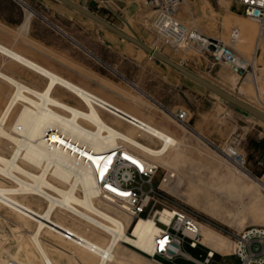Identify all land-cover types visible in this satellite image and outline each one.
Returning a JSON list of instances; mask_svg holds the SVG:
<instances>
[{"label":"rangeland","instance_id":"1","mask_svg":"<svg viewBox=\"0 0 264 264\" xmlns=\"http://www.w3.org/2000/svg\"><path fill=\"white\" fill-rule=\"evenodd\" d=\"M23 1L31 6L29 11L32 18L48 15L34 0ZM73 1L245 102H251L254 106H259L258 103L263 105L264 33L260 37L257 56L253 58L252 48L256 40L252 34L259 32L258 24L242 14L235 0H183L176 16L186 26L233 46L248 61L254 59L252 67L240 77L224 64H213L209 56L199 51L173 47L169 41H165L152 24L153 9L145 0ZM68 10L70 9L67 12ZM17 12V7L11 0H0L2 43L179 139L180 143L166 152L169 165L165 167L160 164L153 177V184L158 187L160 194L159 200L197 212L205 225L214 231L215 241L225 238V249L230 254L233 235L243 226L259 221L264 213V187L243 176L227 158L224 150L227 145L236 147L245 157L252 174L264 182V124L253 116L234 109L229 103L169 65L149 56L133 43L75 11H70V21L55 14L49 16L50 22L47 26L36 28L33 34L41 37L47 46L39 45L28 32L15 29ZM54 25L59 26L65 34ZM248 25L253 27L251 31L247 30ZM233 27L239 28L237 41L230 39ZM0 69L12 71L40 86L44 83L35 73L1 55ZM250 75L257 77L256 83L250 80L246 84ZM0 90L1 108L10 88L2 83ZM59 92L71 104L82 107L71 94L63 90ZM178 108L188 111L186 125L171 115ZM101 113L108 122L119 125L122 130L133 128L109 112ZM138 138L151 146L159 145L155 139L144 136ZM7 145L9 142L0 138V153L9 155L11 148ZM260 161L262 165L258 164ZM169 171L174 176L168 178V183L162 186L163 190L160 182ZM101 200L113 205L105 198ZM23 202H29L38 211L44 207L42 201L30 196L23 198ZM105 205L98 203L101 207H107ZM21 219L23 218L19 214L0 204V261L11 264H40L33 249L32 252L29 251L31 245L28 232L18 227V224H22ZM55 219L91 239L99 242L104 240L92 229L87 231L86 228L89 227L69 213H56ZM261 222L264 224V220ZM28 225L27 229L31 230L34 222L29 220ZM42 235L48 241L65 244L83 262L94 257L58 235ZM204 244L216 251L212 245ZM50 249L51 257L55 259L54 264H76L72 257L66 259ZM182 249L196 254L186 244ZM4 252H9L12 257ZM222 252L223 249L219 253L223 254ZM119 254L124 260L120 263L114 261L112 264H171L159 256L151 257L125 243ZM184 258L177 257L175 263L186 264ZM231 260L234 264L238 263L235 257H221L216 258L214 264H228Z\"/></svg>","mask_w":264,"mask_h":264},{"label":"bare ground","instance_id":"2","mask_svg":"<svg viewBox=\"0 0 264 264\" xmlns=\"http://www.w3.org/2000/svg\"><path fill=\"white\" fill-rule=\"evenodd\" d=\"M29 17L28 10L25 24ZM251 29L253 27L248 25L247 30L251 31ZM258 30L259 32L252 34L256 40L252 51L259 47L260 37L264 33V28L258 26ZM232 31L236 32V39L231 37L230 39L237 41L240 34L239 28L233 27ZM0 55L44 80L43 85L40 86L12 71L0 69V85L3 83L10 88L0 108V138L7 140L9 142L7 146L11 148L9 155L0 153V204L9 207L23 218L22 224H18V227L26 229V233L29 234L31 245V248L28 247L29 251L32 252L33 249L34 255L40 259V264H54L55 259L51 257L50 248L61 257L66 259L72 257L76 264H112L114 261L120 263L124 260L119 254L123 243L151 255L155 236L161 227L152 217H139L132 221L123 206L113 203L110 198L105 199L113 205L104 203L89 168L67 155V136L86 144L96 152L105 151L120 144L134 151L143 160L165 167L169 165L166 152L172 146L178 145L179 139L177 140L165 129L109 102L1 41ZM247 62L253 65L254 59ZM256 79L257 77L250 75V78L246 79V84H249L250 80L256 83ZM59 90L74 96L82 107L68 102ZM250 103L247 104L251 105ZM261 103L264 105V102ZM258 105L260 107L251 106L264 113V106L259 103ZM115 110L135 117L141 123L132 124ZM101 111L117 116L133 128L122 130L119 125L108 122ZM257 120L264 124L262 120ZM45 133L50 135L48 142L43 141ZM140 136L155 139L159 145L151 146L138 138ZM57 143L59 146L56 147ZM240 172L246 178L264 187V182L260 179L244 171L240 170ZM171 176H174V173L169 171L161 180L160 188L168 183V178ZM27 196L42 201L44 207L38 211L22 202ZM100 202L107 207L98 206ZM56 213H69L88 226L87 231L92 229L104 240L99 242L75 231L55 219ZM29 220L34 222L31 230L27 229ZM160 220L167 222V218L163 216H160ZM262 220H264V213L259 221L252 224H263ZM67 232L71 234L69 238H67ZM200 233L202 243L212 245L218 252L223 249V254L228 253L225 249V238L221 237L219 242L215 241L214 231L205 223L200 224ZM42 234L58 235L94 257L83 262L65 244L48 241ZM5 254L11 256L9 252ZM0 264L11 263L0 261Z\"/></svg>","mask_w":264,"mask_h":264},{"label":"built area","instance_id":"3","mask_svg":"<svg viewBox=\"0 0 264 264\" xmlns=\"http://www.w3.org/2000/svg\"><path fill=\"white\" fill-rule=\"evenodd\" d=\"M182 1L145 0L153 9L152 24L165 41H169L173 47H186L199 51L209 56L213 64H224L239 77L252 67L233 46L221 39L206 36L178 19L176 15ZM235 2L240 6L244 16L255 21L260 28H264V0H235ZM235 33L234 31L230 33L231 39H236ZM257 50L258 47L253 51V58L257 56ZM120 114L132 124L141 123L135 117ZM171 115L185 125L189 119L185 108H178L171 112ZM47 139H50V135L45 133L43 141L48 142ZM57 146L59 143L56 144ZM224 152L236 168L257 178L248 169L245 157L236 147L227 145ZM67 155L89 168L100 197L110 198L113 203L123 206L132 221L139 217H152L161 227L155 236L151 257L159 256L166 262L174 264L177 257L184 256L197 264H209L214 250L208 248L205 258L197 260L182 249L184 244L189 248L204 245L200 233V224L204 223L203 218L184 206L159 200L158 187L153 184V177L159 168L158 164L143 160L134 151L120 144L96 152L86 144L68 136ZM258 164L262 165V162ZM160 216L167 218V222L160 220ZM69 236L71 234L67 232V238ZM231 240L233 249L230 254L238 258V264H264V224L243 226ZM13 264L17 263L13 262Z\"/></svg>","mask_w":264,"mask_h":264},{"label":"water","instance_id":"4","mask_svg":"<svg viewBox=\"0 0 264 264\" xmlns=\"http://www.w3.org/2000/svg\"><path fill=\"white\" fill-rule=\"evenodd\" d=\"M58 1L62 2L71 9L77 11L78 13L84 15L85 17L93 20L94 22L100 24L101 26L111 31L112 33L116 34L117 36L121 37L122 39H125L133 43L134 45L142 49L144 52H146L156 60L169 65L170 67H172L173 69H175L176 71L187 77L189 80L197 83L198 85L209 90L211 93L219 96L222 100L229 103L234 109H238L245 115H252L255 118L262 120L264 122V113H262L258 109L243 102L242 100L235 97L233 94L227 92L226 90L222 89L221 87L217 86L215 83L211 82L210 80L191 71L190 69L183 66L181 63L172 60L171 58L161 53L160 51H157L155 48H151L145 42L140 40L138 37L128 34L127 32L123 31L121 28L117 27L113 23L109 22L108 20L104 19L103 17L99 16L93 11L89 10L87 7L73 0H58Z\"/></svg>","mask_w":264,"mask_h":264},{"label":"crops","instance_id":"5","mask_svg":"<svg viewBox=\"0 0 264 264\" xmlns=\"http://www.w3.org/2000/svg\"><path fill=\"white\" fill-rule=\"evenodd\" d=\"M11 1L15 4V7H17V10H18V12H17V20L18 21H16V23H15V24H17L15 29H17L18 31L22 30L24 33L28 32L30 34V36L31 37L33 36V38L39 43V45H43V46H47V44L42 40L41 37H39L35 33L33 34V32H35L36 28H38L39 26L40 27L41 26H47L48 23L50 22L48 20L49 16L51 17V16H53L55 14L57 16H60L62 19L66 18V19H68L70 21V20H72L71 19L72 18V16H71L72 14L70 13V11H75V10L71 9L70 7L66 6L65 4H63L62 2H60L58 0H34L35 4H37L40 8H43V10L46 11V13L48 14L47 15L48 17L45 16V15H38V16H35V17L32 18L31 17V12H30V17H29L27 23L25 24L24 22H25L26 12L30 9L31 6L29 4H27L23 0H11ZM78 2H80V1H78ZM67 9H70V10H68L69 12H67ZM75 12L78 13L77 11H75ZM80 15H82V14H80ZM82 16H84V15H82ZM85 18H87V17H85ZM87 19H89V18H87ZM5 22H8V21H5ZM23 25H24V27H23ZM54 26L61 33L65 34V31H63L59 26H56V25H54ZM67 37H70V36H68V34H67ZM22 202H23V200H22ZM25 204H27L30 207H32V205L29 202H26ZM208 248L209 247L206 246L205 244L204 245H198L195 248H190L191 250L195 251L196 254H192V253L187 252V251H185V253L187 255H190V256L196 258L197 260H203L205 258V256H206V252L208 251ZM221 257H224V258L225 257L226 258L227 257L228 258L235 257L237 262L239 263V260H238V258L235 255L232 256V254H229V252L227 254L223 255V254H221L219 252H216V251L213 253V256L210 258L209 262L211 264H214L216 258H221ZM184 261H186V264H197V263L193 262L192 260H190V259H188L186 257L184 258ZM174 264H185V263H183V262H176L175 263V260H174ZM228 264H234L233 260H231L230 263H228Z\"/></svg>","mask_w":264,"mask_h":264}]
</instances>
